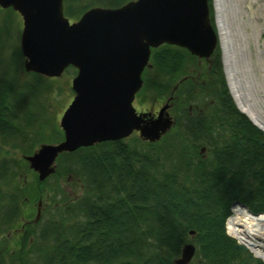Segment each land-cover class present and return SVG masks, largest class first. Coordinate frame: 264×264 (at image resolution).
Masks as SVG:
<instances>
[{
	"label": "trees",
	"instance_id": "trees-1",
	"mask_svg": "<svg viewBox=\"0 0 264 264\" xmlns=\"http://www.w3.org/2000/svg\"><path fill=\"white\" fill-rule=\"evenodd\" d=\"M130 1L63 0L64 15L78 20L92 8L115 9ZM5 12L0 264H175L186 244L196 250L189 264H264L226 232L234 203L264 213V133L235 106L218 52L199 71L185 49H152L143 89L158 99L170 96L171 130L155 143L132 136L62 154L55 173L39 182L24 158L39 145L63 140L52 105L42 96L57 81L30 74L32 81L21 83L22 53L10 47L7 34L15 13ZM69 178L78 189L65 194L58 180ZM28 185L47 204L31 243L26 249L19 243L17 251L5 233L21 218Z\"/></svg>",
	"mask_w": 264,
	"mask_h": 264
},
{
	"label": "water",
	"instance_id": "water-1",
	"mask_svg": "<svg viewBox=\"0 0 264 264\" xmlns=\"http://www.w3.org/2000/svg\"><path fill=\"white\" fill-rule=\"evenodd\" d=\"M0 8H11L22 18L26 72L59 78L68 66L77 69L74 98L59 123L63 140L42 144L24 158L40 182L54 174L62 154L135 133L143 141L158 142L174 124L170 106L156 117L137 114L132 106L151 50L170 45L208 60L218 44L209 0H133L115 9L92 8L71 24L63 0H0ZM39 217L38 212L36 222ZM195 251L186 244L175 264H189Z\"/></svg>",
	"mask_w": 264,
	"mask_h": 264
},
{
	"label": "rangeland",
	"instance_id": "rangeland-1",
	"mask_svg": "<svg viewBox=\"0 0 264 264\" xmlns=\"http://www.w3.org/2000/svg\"><path fill=\"white\" fill-rule=\"evenodd\" d=\"M8 9H11V8H7V9H1L0 8V26L2 24V18H4L6 15L8 17L9 13L5 12ZM209 9H210L211 23H212V26L215 30V28H216L215 27V20H214L215 11H214L213 0L209 1ZM13 12L15 13V14H12V16H11L13 19V23H11V25L7 24L8 29H9L7 34L9 37V41L12 44L10 47L20 48V40H21L23 22H22L21 16L17 12H15V11H13ZM234 12H235V19L233 21V17H232L231 22H232V28L236 31L237 34L243 33L247 36L252 32V30H254L253 28H255V27H257L256 31H260V35L255 34V36L253 38L248 40V43L250 46L249 53L252 56V60L255 61V60H257V55L261 51L264 53V0H236V9ZM232 13H233V11L228 12L229 17L231 16ZM75 20L76 19H70V22H74ZM8 45H7V51H9ZM4 50H6V48H4ZM217 52L220 54L222 70H223V74L225 77L226 75L224 72V66H223V62H222V52H221L219 43L217 44V48L215 49L213 54H215ZM21 53H22V51H21ZM213 54H212V56H213ZM211 57L208 60L198 59L197 57H194L197 61L195 60L192 63V67L198 69L199 71L204 70L206 68L207 62L210 63ZM263 58H264V56H263ZM24 61H25V57L22 54V60H21L22 66H21V68L19 67V78H18L21 81V83H23V81H26V82L32 81L33 77L30 74H34L31 72L25 71ZM257 67H258L259 72L264 73V60L261 63L259 61ZM76 74H77V69L72 67V66H68L59 78H48V77L42 76L46 80H55V82L57 81V83L52 86V90H51L52 92H50V90H48L47 92H45L43 90L42 96L44 97V99L47 98L46 100H47L48 105H52L51 112L53 114V117L56 119V125L58 127H59L60 119L62 117L63 112L68 108V106L71 104V102L74 98V93L72 91V80L76 76ZM20 75H21V77H20ZM225 82H226L228 91L230 93L226 78H225ZM261 87L264 90V79L262 80V86ZM230 96H231V94H230ZM231 98H232V96H231ZM169 99H170V96L169 97L167 96L164 99H158V98L154 97L153 95H149L142 87V89L138 92V94L135 97V100L133 102V106L137 112L152 113L156 117V114L158 113V111L163 106L169 105L171 107V105L168 104L170 102ZM232 100H233V98H232ZM233 102H234V100H233ZM234 104H235V102H234ZM235 106H236V104H235ZM169 114L171 117L173 116L171 113V108H170ZM176 114H177V112H176ZM174 115H175V112H174ZM177 118H178V116H177ZM179 122H182V120ZM39 147H40V145L38 146V148L36 150H38ZM13 155H14V157L15 156L20 157V155L17 153H13ZM55 167H56V163H55ZM28 169H29V166H28ZM25 179L27 181L32 180L31 177H29V176H26ZM37 180H38V176H37ZM71 180L72 179H70V181H68V182H66V181L62 182L61 180H58V182H59L58 186L63 191V193H65V194L75 193V191L78 189L76 182L71 181ZM36 188L37 187L34 188V187L28 185V192H27L28 193V199L23 206L21 218H20L18 224H16L15 228L11 229L8 233H5V236H7V239L10 241L13 248L17 251H20L19 243H22V244L25 243V249L31 243V241H32L31 232L33 231V226L36 223L37 213L38 212L41 213L42 209L47 204V202L46 203L44 202V198H40L38 196V193L36 192ZM44 190H45V188H44ZM47 191H49V190H47ZM233 205H232V207H233ZM243 207L247 210V208L245 206H243ZM249 213H251V212H249ZM262 214H264V213H262ZM252 215H254V214H252ZM258 215H261V214H258ZM258 215H254V216H258ZM238 244H241V243L238 242ZM241 245H243V244H241ZM243 246L248 249V247H246L245 245H243ZM249 252L252 253L250 250H249ZM263 263H264V261H263Z\"/></svg>",
	"mask_w": 264,
	"mask_h": 264
},
{
	"label": "bare ground",
	"instance_id": "bare-ground-1",
	"mask_svg": "<svg viewBox=\"0 0 264 264\" xmlns=\"http://www.w3.org/2000/svg\"><path fill=\"white\" fill-rule=\"evenodd\" d=\"M215 32L222 52V62L230 94L238 109L264 132V73L259 72L258 62L264 53L252 60L248 40L260 31L253 28L249 35L236 33L232 28L235 19L236 0H213ZM233 11L229 17L228 12ZM260 69V68H259ZM261 70V69H260ZM229 236L248 247L254 256L264 261V214L254 216L245 208L235 205L226 221Z\"/></svg>",
	"mask_w": 264,
	"mask_h": 264
},
{
	"label": "flooded vegetation",
	"instance_id": "flooded-vegetation-1",
	"mask_svg": "<svg viewBox=\"0 0 264 264\" xmlns=\"http://www.w3.org/2000/svg\"><path fill=\"white\" fill-rule=\"evenodd\" d=\"M136 97V96H135ZM134 100H135V98H134ZM134 102V101H133ZM133 105V104H132ZM134 107V106H133ZM135 109V108H134ZM135 111H136V109H135ZM137 112V111H136ZM137 114H140V112H137Z\"/></svg>",
	"mask_w": 264,
	"mask_h": 264
}]
</instances>
